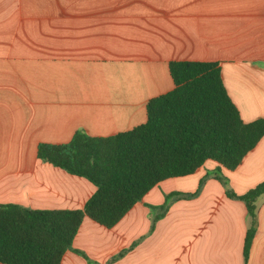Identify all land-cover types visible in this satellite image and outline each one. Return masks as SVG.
Returning <instances> with one entry per match:
<instances>
[{
    "label": "crops",
    "instance_id": "crops-1",
    "mask_svg": "<svg viewBox=\"0 0 264 264\" xmlns=\"http://www.w3.org/2000/svg\"><path fill=\"white\" fill-rule=\"evenodd\" d=\"M172 61L220 63L243 121L264 117V0H0V205L82 209L95 185L38 145L144 123ZM217 175L237 195L264 182V137L235 170L207 160L160 182L111 228L86 217L61 264H264V194L245 262L252 218Z\"/></svg>",
    "mask_w": 264,
    "mask_h": 264
},
{
    "label": "trees",
    "instance_id": "trees-1",
    "mask_svg": "<svg viewBox=\"0 0 264 264\" xmlns=\"http://www.w3.org/2000/svg\"><path fill=\"white\" fill-rule=\"evenodd\" d=\"M169 70L174 88L149 100L144 123L106 137L78 130L67 143L38 145L39 159L89 180L96 191L82 209L0 205V264H61L86 217L111 228L160 182L195 174L207 160L235 170L257 147L264 117L243 121L220 63L172 61ZM217 177L227 196L243 201L252 218L243 249L247 262L264 182L237 195L227 179ZM201 188L202 183L194 193L168 195L163 213L173 197L194 198Z\"/></svg>",
    "mask_w": 264,
    "mask_h": 264
}]
</instances>
